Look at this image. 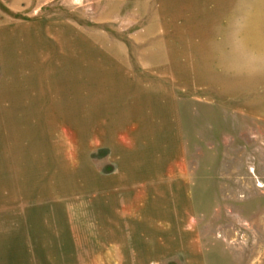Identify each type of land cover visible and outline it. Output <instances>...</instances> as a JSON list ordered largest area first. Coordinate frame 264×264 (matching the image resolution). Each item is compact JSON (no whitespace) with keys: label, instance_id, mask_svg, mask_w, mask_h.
<instances>
[{"label":"rangeland","instance_id":"rangeland-1","mask_svg":"<svg viewBox=\"0 0 264 264\" xmlns=\"http://www.w3.org/2000/svg\"><path fill=\"white\" fill-rule=\"evenodd\" d=\"M248 33L264 0H0V264H264Z\"/></svg>","mask_w":264,"mask_h":264},{"label":"crops","instance_id":"crops-1","mask_svg":"<svg viewBox=\"0 0 264 264\" xmlns=\"http://www.w3.org/2000/svg\"><path fill=\"white\" fill-rule=\"evenodd\" d=\"M248 40H245L243 43V46H244V48L243 49H245V50H247V51H249V49L248 48H246L245 46L247 45V44H251V45H253L254 47H253V49L256 51V52H259L262 48L264 49V42L262 41V40H260V39H258V40H251V38H250V34L248 33ZM248 46V45H247ZM252 47V46H251ZM245 53H247L246 51H244L243 50V58L245 59L244 61H243V63L242 64H245L244 65V68H248L249 66H248V63H250V60H246V58L248 57V56H245L244 54ZM259 54V53H258ZM246 57V58H245ZM232 61H233V58L231 59ZM180 245H182L183 247H184V244H182V243H180ZM182 247V248H183ZM195 260L197 259V258H194ZM196 262H198V261H193V258H189V261L187 262V264H196ZM198 263H201V261L200 262H198Z\"/></svg>","mask_w":264,"mask_h":264}]
</instances>
